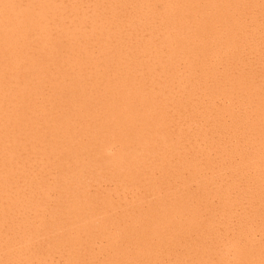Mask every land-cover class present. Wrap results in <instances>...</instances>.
<instances>
[{
  "label": "bare ground",
  "instance_id": "1",
  "mask_svg": "<svg viewBox=\"0 0 264 264\" xmlns=\"http://www.w3.org/2000/svg\"><path fill=\"white\" fill-rule=\"evenodd\" d=\"M0 264H264V0H0Z\"/></svg>",
  "mask_w": 264,
  "mask_h": 264
},
{
  "label": "rangeland",
  "instance_id": "2",
  "mask_svg": "<svg viewBox=\"0 0 264 264\" xmlns=\"http://www.w3.org/2000/svg\"><path fill=\"white\" fill-rule=\"evenodd\" d=\"M176 180L179 182V183H181V181H182V179H180V178H176ZM171 181H172V179H171ZM190 189L191 190H195L194 189V185H192L191 187H190ZM221 219L220 220H222V217H220ZM227 219V218H226ZM225 219V226H224V228H223V226L222 225H219L218 226V228L221 230V231H223V229L224 230H226L225 232H226V234L227 235H233V233L236 231V226H235V223L234 222H232L231 221V223H229V221L228 220H226ZM237 219V218H236ZM224 223V222H223ZM259 236L257 235V237L256 238H258ZM177 246H178V249H177ZM181 247V248H180ZM188 249L187 248H184V245H182L181 243H179L178 245H176V251L177 252H183L184 251V253L187 251ZM58 259H59V257H58ZM54 260H57V257H55V259ZM59 262H61V260L59 259Z\"/></svg>",
  "mask_w": 264,
  "mask_h": 264
}]
</instances>
